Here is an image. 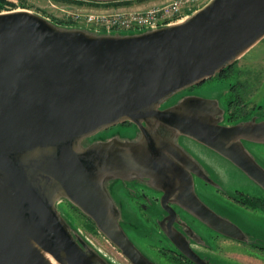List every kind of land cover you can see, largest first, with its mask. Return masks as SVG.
<instances>
[{
  "label": "water",
  "instance_id": "water-1",
  "mask_svg": "<svg viewBox=\"0 0 264 264\" xmlns=\"http://www.w3.org/2000/svg\"><path fill=\"white\" fill-rule=\"evenodd\" d=\"M99 29L60 24L27 6L0 10V264H54L49 255L60 264H110L76 236L60 198L134 264H156L120 223L109 177L179 173L187 183L182 205L246 239L199 197L188 168L174 169L154 132L140 140L89 138L113 123L144 127L141 120L153 117L212 147L264 188V165L244 142L264 143V118L220 124L213 117L223 111L219 101L199 95L160 107L264 37V0H208L176 22L127 33ZM182 248L197 264H212Z\"/></svg>",
  "mask_w": 264,
  "mask_h": 264
},
{
  "label": "flooded vegetation",
  "instance_id": "flooded-vegetation-1",
  "mask_svg": "<svg viewBox=\"0 0 264 264\" xmlns=\"http://www.w3.org/2000/svg\"><path fill=\"white\" fill-rule=\"evenodd\" d=\"M234 63H236V61L224 67L215 75L219 77L218 79H222L228 83L227 94H233L234 98L237 97V100L239 101V95L241 94V91H243L242 88L245 86V84H238V82L232 80V72L230 69ZM206 81L207 78L201 82L178 91L163 101L160 107L165 108L173 105L186 96L199 95L216 98L219 101L220 105L223 107V111L214 113L213 117L216 118L220 124H232L241 120L249 119L253 115L257 116L256 113H250L246 116V113L242 114L243 112L237 114L235 109L231 111V105L234 103V100H236L234 98H231L230 101L228 100V106L222 103L219 96L215 95L214 93H204L203 91L199 90H191L195 89L197 86H200ZM227 108H230V110L227 111ZM257 119L262 118H258L257 116ZM141 122L144 127H141L137 122L132 120L113 123L93 134L89 138V141L110 139L115 137L121 138L123 140H140L144 138L146 134L151 136L154 135L152 133L154 132L155 135L152 137L156 140L157 144L164 151V153L170 157V164L174 166V169L176 171H180L182 169L178 168L176 166L177 164H180L183 168H188L192 172L194 189L199 197L218 214L236 222L245 231L247 238L241 239L223 233L204 221L199 215L194 213L191 208L182 205L181 201L185 203L188 201V199L184 198L186 195L185 193H187V191L184 189V186H186L187 183L184 181L183 175L179 176V173H176V175H174V173L171 174L170 180H153L152 177L145 175L133 176L131 178L109 177L106 180V186L113 198L120 223L122 224L123 214L130 213H136L139 216H142L144 222L149 219V222L153 227L152 234L155 237L142 239V241L146 246L155 248L166 261H160L159 258L157 259V255H152L147 249L138 243L134 237H131V234L127 231V228H125L122 224L123 228L133 240V242L137 245V247L156 264H197L193 258L187 252H185L182 246L187 247L192 254H197L204 260H207L212 264H217L214 261V259L217 258V255L214 254L213 251H220L225 239L231 238L249 243L255 242V240L252 241L250 239V233L238 221H236L234 215L226 211L223 204L224 201L212 194L211 198L213 201L220 205L217 206L214 203H211L210 200L204 196L207 195L203 192L204 185H212L215 191L218 193H227L222 189L221 183L218 180L219 174L215 173V170L218 171V169L221 168L218 166V163L220 162H229L233 165L235 164L207 144L190 135L179 133L176 128L158 121L153 117L143 118ZM118 125L121 126V128L114 132H108L109 129ZM125 127L129 128L124 129ZM103 130H106L107 134L104 136H98L99 132ZM84 142H86V139H84ZM244 142L247 146V142L253 141L244 140ZM192 168L196 171H194ZM175 176L178 177L174 178ZM246 176L250 179V181H248L249 183H253L255 188L258 187L260 190H262L260 191L262 193H260V195L263 196L264 188L251 179L247 174ZM236 190L239 192V195L232 196V198H238L239 200L237 199V201L241 203L243 199H246V197L254 198L253 196H255H249L245 189H241L240 187H236ZM166 191H168L167 198L163 200ZM76 207L79 208L78 206ZM236 213L240 217H245V219L248 220L251 219L245 214H242V212ZM252 221L253 223L259 222L254 219H252ZM75 234L77 237H83L78 233ZM83 238L86 240L85 237ZM115 246L120 252H122V250L117 245ZM96 250L99 251V249ZM101 254L109 261L110 264H114L103 253ZM122 254L126 257L130 264H134L123 252Z\"/></svg>",
  "mask_w": 264,
  "mask_h": 264
},
{
  "label": "rangeland",
  "instance_id": "rangeland-1",
  "mask_svg": "<svg viewBox=\"0 0 264 264\" xmlns=\"http://www.w3.org/2000/svg\"><path fill=\"white\" fill-rule=\"evenodd\" d=\"M19 4L16 7L31 8L37 12H40L51 19H65L64 24L68 25H81L94 28L95 26L88 25L81 21H75L67 18L66 11L67 6H60L57 4H50L47 8L36 5L35 3L28 2L25 5L24 0H16ZM200 7L195 5L194 7ZM6 7V6H4ZM89 6H78L76 8H69L68 10L87 9ZM64 8V9H63ZM100 9L99 7H95ZM6 10V9H3ZM96 28V27H95ZM140 28L121 29V32H136ZM116 32L117 30H112ZM99 32H107L105 28H100ZM236 63L231 67L232 80L238 82V84H245L241 91L240 100L237 97L234 98L233 94L228 93V83L222 79H218L217 75L208 77L207 81L197 86L193 91H203L204 93H214L218 95L221 102L228 105V100L234 98V103L231 105V111L235 109L237 114L243 112L246 116L250 113H256L258 118L264 117V37L253 44L248 50H246ZM233 93V92H232ZM241 104V105H240ZM239 107V108H238ZM253 108V109H251ZM230 108H227L229 111ZM248 112V113H247ZM121 128V126H115L108 130V132H114ZM129 128L125 127L124 129ZM107 134L106 130L100 131L98 136H104ZM248 149L258 158V160L264 165V143L260 142H247ZM218 161V160H217ZM214 163L213 161H211ZM213 166V165H211ZM218 166L221 168L215 170L218 175V180L221 183L222 189L227 192L225 194L215 191L212 185H204L203 192L207 199L211 203L218 205L213 201L212 194L224 201L226 211L234 215L236 221H238L249 233L250 239L255 242L239 241L237 239L227 238L223 242L220 251H213L217 258L214 259L217 264H264V205L260 203L264 201V195H260V188L254 187L253 183H249L250 179L246 174L236 165L229 162H220ZM216 169V168H215ZM236 187L245 189V191L254 198L246 197L242 203L232 196L239 195ZM262 194V193H261ZM224 195V196H223ZM239 200V199H238ZM260 201V202H259ZM59 209L63 215L69 221L72 229L86 238L89 244L95 249H99L108 259L114 264H130L126 257L119 251V249L105 236V234L99 229L97 224L86 215L83 211L77 208L69 199L60 198L57 202ZM236 212H242L251 219H245L240 217ZM122 224L127 231L134 237L138 243H140L145 249H147L152 255H157V259L160 261H166L160 253L153 247L146 246L142 239H149L155 237L152 234V224L147 219L144 222L142 216L136 213L123 214ZM152 219L151 217H149ZM252 219L259 221L253 223ZM255 221V222H256ZM147 225H146V224ZM149 223V224H148ZM146 227V228H145ZM257 244V245H256Z\"/></svg>",
  "mask_w": 264,
  "mask_h": 264
},
{
  "label": "built area",
  "instance_id": "built-area-1",
  "mask_svg": "<svg viewBox=\"0 0 264 264\" xmlns=\"http://www.w3.org/2000/svg\"><path fill=\"white\" fill-rule=\"evenodd\" d=\"M208 0H168L141 10H123L120 8L66 10L67 18L105 29H131L156 27L181 20L195 5H203ZM56 4V3H52Z\"/></svg>",
  "mask_w": 264,
  "mask_h": 264
},
{
  "label": "crops",
  "instance_id": "crops-1",
  "mask_svg": "<svg viewBox=\"0 0 264 264\" xmlns=\"http://www.w3.org/2000/svg\"><path fill=\"white\" fill-rule=\"evenodd\" d=\"M38 6L47 8L51 3L60 6L76 8L78 6H94L100 9L120 8L123 10L147 9L153 5L164 3L168 0H26Z\"/></svg>",
  "mask_w": 264,
  "mask_h": 264
},
{
  "label": "trees",
  "instance_id": "trees-1",
  "mask_svg": "<svg viewBox=\"0 0 264 264\" xmlns=\"http://www.w3.org/2000/svg\"><path fill=\"white\" fill-rule=\"evenodd\" d=\"M23 2H24L23 5H25L26 3H28V1H26V0H24ZM18 4H19V2L16 1V0H0V10L14 8ZM27 5L28 4H26V6ZM4 6H6V7H4ZM53 20L56 21L57 23H60V24H64V22H62V21H65V19H60V18H56V19H53ZM260 204L261 205H264V201H262Z\"/></svg>",
  "mask_w": 264,
  "mask_h": 264
},
{
  "label": "bare ground",
  "instance_id": "bare-ground-1",
  "mask_svg": "<svg viewBox=\"0 0 264 264\" xmlns=\"http://www.w3.org/2000/svg\"><path fill=\"white\" fill-rule=\"evenodd\" d=\"M53 261L54 264H60L59 262H57V260H55L51 255H49Z\"/></svg>",
  "mask_w": 264,
  "mask_h": 264
}]
</instances>
